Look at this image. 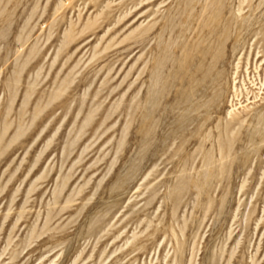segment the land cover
<instances>
[{
    "label": "rangeland",
    "instance_id": "rangeland-1",
    "mask_svg": "<svg viewBox=\"0 0 264 264\" xmlns=\"http://www.w3.org/2000/svg\"><path fill=\"white\" fill-rule=\"evenodd\" d=\"M0 264H264V0H0Z\"/></svg>",
    "mask_w": 264,
    "mask_h": 264
},
{
    "label": "bare ground",
    "instance_id": "bare-ground-1",
    "mask_svg": "<svg viewBox=\"0 0 264 264\" xmlns=\"http://www.w3.org/2000/svg\"><path fill=\"white\" fill-rule=\"evenodd\" d=\"M245 4V3H244Z\"/></svg>",
    "mask_w": 264,
    "mask_h": 264
}]
</instances>
